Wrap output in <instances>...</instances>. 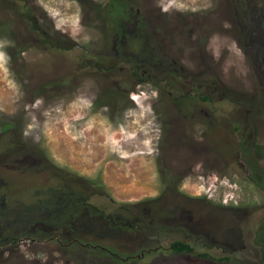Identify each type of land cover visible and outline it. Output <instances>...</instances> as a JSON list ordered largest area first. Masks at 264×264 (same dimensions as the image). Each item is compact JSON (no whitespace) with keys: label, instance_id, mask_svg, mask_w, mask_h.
I'll return each mask as SVG.
<instances>
[{"label":"rangeland","instance_id":"1","mask_svg":"<svg viewBox=\"0 0 264 264\" xmlns=\"http://www.w3.org/2000/svg\"><path fill=\"white\" fill-rule=\"evenodd\" d=\"M150 263L264 264V0H0V264Z\"/></svg>","mask_w":264,"mask_h":264},{"label":"flooded vegetation","instance_id":"2","mask_svg":"<svg viewBox=\"0 0 264 264\" xmlns=\"http://www.w3.org/2000/svg\"><path fill=\"white\" fill-rule=\"evenodd\" d=\"M207 197H209V195H207ZM209 198L212 199V197H209ZM232 198H233L232 196L230 198H229V196H227L226 198L219 199L220 202L219 201H215V199H212V200L214 202H219V203H221V204H223L225 206V205L233 204V203L230 202ZM234 204H237V201H235ZM213 213H215L216 214V217H219V219H221L222 222H225L224 223V226H225V224H228L227 220H223V219H225V217H223V214H221V213L219 214V213H217L215 211ZM199 219H202V218H199ZM189 221H190L189 224L192 225L193 222H194L193 216L189 219ZM202 227H204V226H200V229H196L195 228V230H201V231H203V228ZM206 228H209V226L207 225ZM218 230H221V229H218ZM227 230H228L229 234L233 235L232 233H230V229H227ZM221 232H222V230H221ZM175 244L176 245H180V246L181 245L184 246V249H177V248H175L174 247ZM187 247H189L191 250L188 251L187 250L188 249ZM169 248H171V250L172 251H175L177 254H181V253L185 254V256H187L189 258L188 261H190L191 258H194L195 257L197 260H206V261H212V262L222 263V262H226L227 260H229L231 258L229 255L215 256V255H213L212 253H210L208 251H196L195 247H193L189 243V241L187 239H185V240L184 239H182V240H173L170 243ZM145 251L148 252L147 250H145ZM141 255H143V254H141ZM150 264H152V263H150Z\"/></svg>","mask_w":264,"mask_h":264},{"label":"trees","instance_id":"3","mask_svg":"<svg viewBox=\"0 0 264 264\" xmlns=\"http://www.w3.org/2000/svg\"><path fill=\"white\" fill-rule=\"evenodd\" d=\"M115 4H116V3H113V1H112V4L110 3V5H111V7H112L111 9H114ZM24 9H26L25 12H24V11H23V12L20 11V12L24 13V15H25L24 19L27 20V22L29 23V24H27V25H29V26L32 27V22H31V19H30L31 13L29 12V8H27L26 5H25V6H24ZM31 27H30V28H31ZM45 41H46V40H45ZM51 44H54L53 41H51ZM7 125H8V124H7ZM7 125H6V129L9 128V126H7ZM174 247L177 248V249H184V246H182V245L180 246V245H176V244H175ZM187 248H188V249H187L188 251L191 250L189 247H187Z\"/></svg>","mask_w":264,"mask_h":264}]
</instances>
